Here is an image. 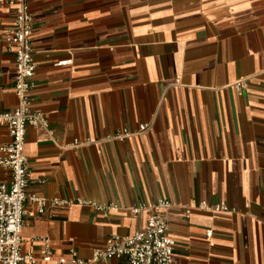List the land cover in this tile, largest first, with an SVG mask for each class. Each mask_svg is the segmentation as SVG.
<instances>
[{
  "label": "crops",
  "instance_id": "0c3cea01",
  "mask_svg": "<svg viewBox=\"0 0 264 264\" xmlns=\"http://www.w3.org/2000/svg\"><path fill=\"white\" fill-rule=\"evenodd\" d=\"M29 1L33 108L47 126H27L28 191L116 206L49 204L38 214L27 201L22 249L33 264H53L42 260L44 237L56 254L88 258L156 211L179 264H264V0ZM14 20L0 6L3 110L18 105L5 41ZM10 140L0 126V147ZM9 177L0 165V182Z\"/></svg>",
  "mask_w": 264,
  "mask_h": 264
},
{
  "label": "built area",
  "instance_id": "2783aa9c",
  "mask_svg": "<svg viewBox=\"0 0 264 264\" xmlns=\"http://www.w3.org/2000/svg\"><path fill=\"white\" fill-rule=\"evenodd\" d=\"M0 6H10L15 11L14 23L5 32V41L9 48L13 47L16 54L14 88L18 97L16 108L11 110L0 108V126H6L11 136L10 142L0 147L3 153L0 165L10 170L9 179L0 182V264H33L36 258L31 254H25L22 249V229L25 223L24 216L27 214V201L30 200L37 205L38 214H43L49 204L53 206L80 204L91 206L98 211L114 209L116 206L101 204L91 199L47 198L28 191L31 171L24 153L27 126L29 124L47 126L45 114L33 108L32 89L37 69L33 45V14L29 0H0ZM146 128L147 124L141 126V130ZM127 133L124 132L125 135ZM173 205V201L167 199H160L157 202V206L165 210ZM201 207L212 212L228 209L225 202L217 204L203 202ZM148 208L147 204L142 203L132 210L140 213ZM186 213L189 214L190 210L187 209ZM168 228L169 221L164 212H151L142 229L134 231L129 236L108 237L105 244L96 247L88 258L81 257L75 248L56 254L51 248L50 238L44 237L42 260L53 264H92L116 258L123 259V264H179L174 257L176 242L169 234ZM211 234L212 230H208V235Z\"/></svg>",
  "mask_w": 264,
  "mask_h": 264
}]
</instances>
